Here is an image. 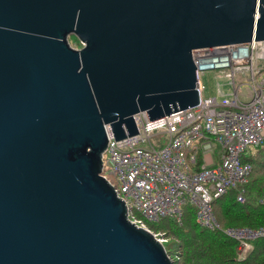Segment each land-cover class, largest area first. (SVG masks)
Segmentation results:
<instances>
[{"label":"water","instance_id":"95a60500","mask_svg":"<svg viewBox=\"0 0 264 264\" xmlns=\"http://www.w3.org/2000/svg\"><path fill=\"white\" fill-rule=\"evenodd\" d=\"M252 39L264 0H0V264H172L100 174L105 126L196 104L192 51Z\"/></svg>","mask_w":264,"mask_h":264},{"label":"built area","instance_id":"2783aa9c","mask_svg":"<svg viewBox=\"0 0 264 264\" xmlns=\"http://www.w3.org/2000/svg\"><path fill=\"white\" fill-rule=\"evenodd\" d=\"M192 58L198 102L150 120L139 111L133 114L137 132L121 139L105 126L100 174L136 226L158 236L146 222H180L190 205L196 224L235 240L243 259L251 242L264 237V226L220 225L212 203L229 190L239 204L245 202L252 166L243 156L264 145V39L196 48ZM206 70L223 73L227 92L219 84L220 97L203 95L200 76ZM245 82L247 91L240 92ZM258 202L264 203V195Z\"/></svg>","mask_w":264,"mask_h":264},{"label":"trees","instance_id":"16d2710c","mask_svg":"<svg viewBox=\"0 0 264 264\" xmlns=\"http://www.w3.org/2000/svg\"><path fill=\"white\" fill-rule=\"evenodd\" d=\"M243 160L248 161L252 166L246 183L245 202L239 204L235 199V192L229 190L213 200V212L219 224L223 226H235L231 224L233 222H239L240 226H264V203L258 202V198L264 195V187L255 189L250 180L255 171L253 151L244 156ZM261 183L264 185V181ZM147 225L163 238L173 237V240L166 238L164 242L165 251L172 264H264V237L251 242L254 250L248 258L238 260L236 241L227 238L219 231H210L198 226L190 205L185 207L180 222L163 218L159 222L147 223Z\"/></svg>","mask_w":264,"mask_h":264},{"label":"rangeland","instance_id":"374dc122","mask_svg":"<svg viewBox=\"0 0 264 264\" xmlns=\"http://www.w3.org/2000/svg\"><path fill=\"white\" fill-rule=\"evenodd\" d=\"M67 39H68V42L70 43V45L72 47L78 48L82 45L81 42L77 39V37L75 35H69L67 37ZM200 77H201V81L205 87L203 90L204 96L209 95V96L220 97V94L217 91V87L219 84H220V87H223L224 91L227 92V87L229 86V83L227 82L226 78L224 77V75L221 71H219V70H206V71L202 72ZM243 91H247L246 82L241 85L240 92H243ZM252 151L254 153L253 166H254L255 171L253 172L252 179H250V180H252L251 185H253V188L256 189L258 187H264V185L261 183L264 181V145H262V147H260V148H256L253 150H247L245 152L244 156L249 155L250 153H252ZM109 178L111 180H113V178L111 176H109ZM254 178H255V180H254ZM260 183H261V185H260ZM135 215L139 218V215L136 212H135ZM146 224H147V222H146ZM231 224H233L235 226L241 225V224H239V222H233ZM165 232H166V230H165ZM155 237L158 239L160 237L162 239L161 243L163 246H164V242L167 240L166 238H170V240H173L172 236L163 238L162 236L158 235ZM253 250L254 249L251 247L250 250L248 251L247 255L243 259H240L239 257H237V259L238 260H245L246 258H248L249 254L253 252ZM170 256L173 257V254L170 253Z\"/></svg>","mask_w":264,"mask_h":264},{"label":"flooded vegetation","instance_id":"af4514ba","mask_svg":"<svg viewBox=\"0 0 264 264\" xmlns=\"http://www.w3.org/2000/svg\"><path fill=\"white\" fill-rule=\"evenodd\" d=\"M81 46H82V45H81ZM81 46H80V47H81ZM80 47H78V48H80Z\"/></svg>","mask_w":264,"mask_h":264}]
</instances>
